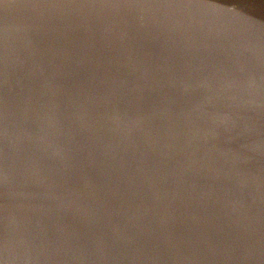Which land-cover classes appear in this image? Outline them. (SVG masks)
Wrapping results in <instances>:
<instances>
[{"label": "rangeland", "instance_id": "374dc122", "mask_svg": "<svg viewBox=\"0 0 264 264\" xmlns=\"http://www.w3.org/2000/svg\"><path fill=\"white\" fill-rule=\"evenodd\" d=\"M0 264H264V0H0Z\"/></svg>", "mask_w": 264, "mask_h": 264}]
</instances>
